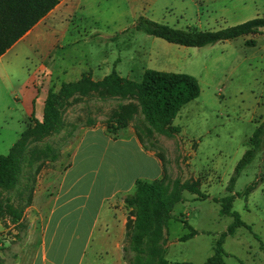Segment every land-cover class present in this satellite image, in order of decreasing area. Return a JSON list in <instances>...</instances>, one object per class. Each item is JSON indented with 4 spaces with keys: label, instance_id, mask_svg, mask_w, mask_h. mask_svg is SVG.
<instances>
[{
    "label": "rangeland",
    "instance_id": "rangeland-1",
    "mask_svg": "<svg viewBox=\"0 0 264 264\" xmlns=\"http://www.w3.org/2000/svg\"><path fill=\"white\" fill-rule=\"evenodd\" d=\"M139 17L178 29L216 30L264 17V0H82L67 20L58 17L52 21L56 22L54 25L58 30L67 24L69 31L59 42L63 48H54L47 57H42L37 55L43 52L40 47L22 61L14 56L15 49L10 51L8 57L15 66L14 83L18 85L26 76L33 74L39 84L43 83L45 70L38 69L32 73L40 61H44L46 66L51 64L56 73L54 81L47 82V91L51 88L57 90L61 76L64 79L68 77L62 74L65 68L90 72L93 79L102 78L113 68L121 77L135 81L140 80L145 69L194 76L199 84V95L180 109L170 124L169 132L155 137L151 153L160 161V177L163 169L165 171L169 190H172L175 180L197 181L200 190L207 195L201 199L186 190H177L178 201L170 211L173 217L163 226L166 260L203 264L213 254L219 235L232 222L231 216L221 214L220 204L213 198L227 194L226 186L234 168L256 125L264 117V29L202 47H186L135 29ZM249 40H253L254 45L246 44ZM5 98L7 96L0 84L1 155L8 153L11 144L25 128L24 123L18 120L17 112H7ZM118 101V98L102 100L94 95L79 97L68 101L62 116L68 126L77 123L78 117L81 118L80 126L88 117L99 123L106 119ZM121 101L136 99L130 97ZM27 125H32V122ZM97 127L103 128L99 124L94 128ZM135 127L144 132L138 118H134L118 131L117 138L129 137ZM89 129L79 128L73 143L65 144L63 133L32 142L30 146L49 142L58 152V159L36 160L24 170L15 188L2 192V196H11L13 202H17L20 194L24 200L32 190L31 204L24 210V239L17 249V258L25 263L33 257L41 240V203L54 194L63 170L72 159L80 169L89 167L94 170L91 175L99 179L105 170V162L114 165V172H125V168L134 172L137 169L128 152L105 150L102 141L91 147L86 142L73 158ZM145 142H149L146 136ZM261 164L262 154L259 152L236 178L232 209L250 229L239 227L233 235L225 237V264H264V182H258L246 197L243 195L246 186L257 179ZM108 204L118 210L116 218L123 224L119 235L122 244L128 211L120 210V196ZM180 220L186 221L197 233L187 240H179L189 232ZM15 231L12 226L3 229L0 225L3 246H11ZM55 246L57 243L51 247L50 253L57 249ZM87 258L88 254L83 264Z\"/></svg>",
    "mask_w": 264,
    "mask_h": 264
},
{
    "label": "trees",
    "instance_id": "trees-1",
    "mask_svg": "<svg viewBox=\"0 0 264 264\" xmlns=\"http://www.w3.org/2000/svg\"><path fill=\"white\" fill-rule=\"evenodd\" d=\"M60 1L62 0H0V56ZM135 29L143 30L146 34L161 38L168 43L202 47L258 33L260 29H264V17L252 18L216 30L178 29L139 17ZM246 44L254 45V41L249 40ZM199 93V84L194 76L154 69H145L139 81L121 77L114 68L99 80H94L90 72H83L77 80L61 82L57 90L49 89L44 100L42 119L39 121L31 117L32 125H26L7 154H0V222L3 229L12 226L16 230L11 246H3L0 240L2 254L0 264H12L16 258L26 228L24 210L32 201V190L24 200L20 194L17 202H13L11 196H2V192L15 188L24 170L31 167L36 160L58 159V152L49 142L43 141L39 146L37 144L30 146L32 142H39L49 135L63 133L65 144L73 143L77 139L79 128H94L98 124L112 139H117L118 131L125 128L134 118H138L144 132L135 127V136L146 151H152L155 137L169 132L170 124L180 109L195 99ZM93 95L102 100L118 98L120 101L102 122L97 123L96 120L88 117L80 126L81 118L78 117L77 123L68 126L62 116L68 101ZM130 97H134L136 101H121ZM144 135L149 142H145ZM247 144L226 186L227 194L213 198V201L220 204L221 214L231 216L232 222L219 235L213 247V254L203 264H225L226 253L223 248L225 237L233 235L239 227L250 229V226L245 224L239 214L232 209L235 196L233 188L236 178L259 152L262 154L259 175L255 181L246 186L243 195L246 197L258 182H264V117L256 125ZM26 179L28 182H33L29 178ZM134 184V191L126 195L123 200V206L128 211L121 248L123 260L126 264H192L166 260L163 226L173 217L170 211L178 201L175 194L177 190H186L201 199L207 198V195L200 190L198 182L175 180L172 190H169L163 169L162 177L153 180L136 179ZM180 221L189 232L179 240H187L197 233L186 221Z\"/></svg>",
    "mask_w": 264,
    "mask_h": 264
},
{
    "label": "crops",
    "instance_id": "crops-1",
    "mask_svg": "<svg viewBox=\"0 0 264 264\" xmlns=\"http://www.w3.org/2000/svg\"><path fill=\"white\" fill-rule=\"evenodd\" d=\"M81 1H60L0 56V84L7 96V99L5 98L8 103L7 112H17L18 120L22 121L25 127L31 122V117L39 121L42 119L43 105L47 94L45 86L47 82L54 81L56 73L51 64L46 66L44 61H40L32 73H36L38 69L45 70L46 77L43 83L39 84L33 74L26 76L17 85L13 78L15 66L11 63L8 54L15 49L14 56L21 58L22 61L40 47L43 52L37 53V55L42 57H47L49 51L54 48H63L59 42L69 31L67 24L65 23L58 30L54 25L56 22L52 21L58 17L67 20L72 12L79 7ZM82 73L81 69L65 68L62 70V74L68 77L64 79L61 76V82L75 81ZM7 117L13 119V116L8 115ZM97 141L103 142L105 150L110 148L128 152L130 158L134 159L137 169L134 172H130L131 170L127 168H125V172H114L112 171L114 165L105 162V170L99 179L97 176L91 175L94 170L89 167L87 170H82L72 159L63 170L54 194L46 197L41 203L43 209L41 240L33 257L28 263H25L23 259L17 258V254L12 264H83L87 254L86 264H126L122 258L121 250L126 222L121 244L119 235L120 229L123 230V224L116 218L118 210L108 203L120 196L121 205L119 208L122 210L125 196L134 191L135 180L158 179L161 176L162 168L159 159L151 151H146L141 146L134 132L124 139H112L100 127L87 130L78 144L73 158L76 156L77 150L86 142L91 147ZM64 242L65 244H63ZM56 243L57 249L50 253L51 247Z\"/></svg>",
    "mask_w": 264,
    "mask_h": 264
}]
</instances>
